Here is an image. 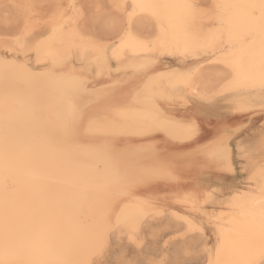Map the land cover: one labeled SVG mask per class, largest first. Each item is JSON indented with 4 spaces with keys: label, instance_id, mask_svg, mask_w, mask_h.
<instances>
[{
    "label": "bare ground",
    "instance_id": "1",
    "mask_svg": "<svg viewBox=\"0 0 264 264\" xmlns=\"http://www.w3.org/2000/svg\"><path fill=\"white\" fill-rule=\"evenodd\" d=\"M189 3L222 5L217 39L209 31L217 25L190 19ZM109 4L122 22L98 1L89 18L83 0H0V264H242L264 243V153L253 130L256 144L240 140L250 166L238 187L226 182L236 154L229 145L227 160L215 157L213 141L262 115L264 0ZM122 39L128 48L113 57ZM192 45L203 49L184 53ZM69 71L83 81L75 102L100 128L82 125L63 140L50 126L58 80ZM183 73L212 98L194 97ZM192 123L195 142L186 138ZM109 142L125 149L126 170L137 177L122 191L93 156ZM165 163L169 175H151Z\"/></svg>",
    "mask_w": 264,
    "mask_h": 264
},
{
    "label": "snow or ice",
    "instance_id": "2",
    "mask_svg": "<svg viewBox=\"0 0 264 264\" xmlns=\"http://www.w3.org/2000/svg\"><path fill=\"white\" fill-rule=\"evenodd\" d=\"M183 8L188 9L190 12V19L196 20L199 19L202 23L206 22L208 25H217L215 30L210 28V40L217 39V34L223 31L225 21L220 18L215 10L220 9L222 5L212 4L208 7H203L197 4H184ZM127 28L130 29L131 23L128 22ZM187 33V29H185ZM125 36L129 39H132L130 32L125 33ZM128 45L124 43V40H121V43L112 48L113 57H119L123 50H127ZM203 47L199 45H192L190 48L185 47L184 53H189L192 51L202 50ZM98 51V50H97ZM45 55H50L49 50H45ZM57 60H53L55 65ZM55 78V77H54ZM178 79L181 83L187 87L191 88V94L194 97L200 98L201 100H210L211 96H206L202 91L198 90V87L192 84V74L183 73L178 75ZM58 83L61 86V90L57 91V100L58 112H57V123L50 126V131L53 134H60L63 140H71L78 137L81 134V126H86V131L88 133H95L99 130L100 126L97 125L93 117L88 115L83 107L79 106L75 102V97H77L83 88V81L79 76L75 74L74 71H69L63 74L59 78ZM261 95L257 101L260 105V111L264 114V79L261 80L260 85ZM145 101L147 102L150 97L145 96ZM244 107H238L237 112L243 113ZM255 109H252L254 111ZM145 119L150 120L153 125L158 128H165V125L168 124L166 121L159 120L154 113H147ZM264 119V115H262ZM248 125L240 124L236 128L225 127L223 130L217 133V136L213 143L217 145V152L214 153V156L223 160H227L229 155V145L233 154L243 153L244 149L241 148V141L235 133L240 132L242 129L247 128ZM199 135V128L195 123L189 124L186 126V138L191 139L195 142V139ZM254 135L259 136V150L261 153H264V123L259 126L258 132ZM125 155V149L120 147L115 142L103 143L97 145L93 149V156L95 159L99 160L103 164V172L107 173L112 178L113 185L117 188L118 191L132 186L137 182V177L133 174H130L126 170L123 157ZM167 164H161L157 169L153 170L151 175L155 177H163L169 175ZM261 175L264 176V166L261 168ZM261 229L264 232V217L261 218ZM96 264H117L116 261H109L105 259H100ZM119 264H127L126 261H119ZM137 264H143V261H137ZM242 264H264V243H261L259 247L249 254Z\"/></svg>",
    "mask_w": 264,
    "mask_h": 264
},
{
    "label": "rangeland",
    "instance_id": "3",
    "mask_svg": "<svg viewBox=\"0 0 264 264\" xmlns=\"http://www.w3.org/2000/svg\"><path fill=\"white\" fill-rule=\"evenodd\" d=\"M90 1V2H89ZM96 1H98V2H100L101 4H102V7H103V10H104V12H106V16H108V17H115V18H117L118 19V21L120 22H122L123 21V15L121 16L120 15V13L118 14L117 12H115V10L113 9H111V11H110V4H109V0H83V2L85 3V10H86V12H87V16H89V18L91 17V15H94L95 14V12H92V11H95V7L93 6V5H95V3H96ZM108 1V2H107ZM92 2V3H91ZM107 5H106V4ZM88 4V5H87ZM105 4V5H104ZM86 6H88V7H86ZM108 6V7H107ZM90 7V8H89ZM93 7V8H92ZM106 7H107V9H106ZM89 10H90V12H89ZM106 10H108V11H106ZM110 11V12H109ZM108 12V13H107ZM93 13V14H92ZM117 13V14H116ZM115 15V16H114ZM117 16V17H116ZM120 17H122V18H120ZM5 28V27H4ZM262 115H264V114H262ZM262 115H255V116H253V118H252V121H251V123H250V125H249V127H248V129H247V131H246V133L242 136V138H244L243 140H242V138H240V140L243 142V144L246 146V144H247V147H249V146H253L254 144H256V141H258V139H259V136H256L255 135V137H256V141H254L255 140V137H254V135H253V131H254V134L256 133V132H258V130H259V126L262 124V123H264V119H262ZM253 127H254V129H253ZM258 127V128H257ZM253 130V131H252ZM251 131H252V134H251ZM250 132V133H249ZM246 136V137H245ZM250 138V139H249ZM252 139H253V141H252ZM247 142V143H246ZM253 142H255L254 144H253ZM251 144V145H250ZM236 157H237V160H241L240 161V163H239V161H236V164H238V165H236L237 166V171H236V174H234L230 179H226V182L227 183H232V185H236V186H238V187H242V186H244L245 185V183H246V180H247V172L245 171V170H242L243 169V167L244 166H250V162H248L246 159H243V158H241L240 157V155H238V153H236ZM243 161V162H242ZM244 164V165H243ZM242 168V169H241ZM240 169V170H239ZM243 171V172H242ZM242 172V173H241ZM238 173V174H237ZM241 174V175H240ZM236 176V177H235ZM242 180L241 182H240V180ZM236 181H237V183H238V185H237V183H236ZM216 183V182H215ZM240 183V184H239ZM210 231V230H209ZM189 262V263H188ZM185 264H193L191 261H187V262H185Z\"/></svg>",
    "mask_w": 264,
    "mask_h": 264
}]
</instances>
